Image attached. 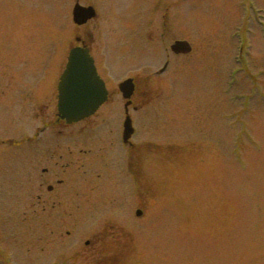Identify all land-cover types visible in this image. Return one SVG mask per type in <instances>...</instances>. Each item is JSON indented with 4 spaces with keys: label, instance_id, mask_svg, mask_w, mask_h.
<instances>
[{
    "label": "rangeland",
    "instance_id": "obj_1",
    "mask_svg": "<svg viewBox=\"0 0 264 264\" xmlns=\"http://www.w3.org/2000/svg\"><path fill=\"white\" fill-rule=\"evenodd\" d=\"M76 3L95 20L75 26ZM76 38L105 61L121 110L117 84L137 79L132 199L122 152L97 145L109 196L88 191L80 210L69 177L70 216L37 219L25 140L48 124L41 140H62L56 87ZM181 40L191 52L174 55ZM120 109L106 107V129L60 130L83 150L114 142ZM0 264H264V0H0Z\"/></svg>",
    "mask_w": 264,
    "mask_h": 264
},
{
    "label": "flooded vegetation",
    "instance_id": "obj_2",
    "mask_svg": "<svg viewBox=\"0 0 264 264\" xmlns=\"http://www.w3.org/2000/svg\"><path fill=\"white\" fill-rule=\"evenodd\" d=\"M81 44L86 46V42L82 40ZM96 68L100 70V75L104 78V67L102 68V63L98 62ZM105 79V78H104ZM134 87L137 85V79H134ZM106 88L109 87L108 81L105 79ZM109 90V88H108ZM117 94L115 95V100L113 98V94L108 92L107 101L103 106H101L96 113L87 119L88 127L93 129L95 132L98 128L101 130L102 128L106 129V125L109 121L108 116L111 113V110L105 111L107 106H116L119 108V101H117ZM122 101V99H121ZM133 103V102H132ZM135 106H137L135 104ZM42 107H44L42 105ZM104 107V108H103ZM122 110L118 111V115L125 114V107L122 101ZM121 112V113H120ZM120 120V119H119ZM112 124V123H111ZM46 125V124H45ZM52 125L48 124V127ZM58 131V133L63 136L64 134L60 130V128L64 129L65 124L58 123L54 125ZM46 126L43 128L37 127V133L27 139L26 143V152L28 153V162H29V171L31 181L33 182L31 186L32 191V199L34 201V211L36 212L37 217L40 215V209L42 208L44 211L49 210V214L54 213V209L57 206L58 210H62V212H67L70 207V203L68 201V192L66 189L61 188L67 179V174L70 176L77 175L75 179H77V192L75 191V195L78 196L80 202L78 204V208H85L87 206V198L86 192L95 193L99 191L98 185V177L99 175L96 173L98 170V162L96 158V147L98 145V150L102 151L105 147L110 144L118 141V138L115 137L116 142H110L112 138H110L109 134H103L95 137V141L93 143H89V146L86 150L81 149V141L77 137L76 134L70 133L67 140H49L44 139L41 140L42 136L46 133ZM105 131V130H102ZM45 138V137H44ZM86 147V144H84ZM84 151V152H83ZM82 155L86 156V163H84L82 159ZM126 166L123 164L122 170L124 176L126 174ZM74 170V172H73ZM77 173V174H76ZM85 174V175H84ZM63 176V177H61ZM83 176H87V179H84ZM64 178V179H63ZM64 181V183H63ZM52 183H56V186L51 185ZM116 185L115 182H113ZM117 186V185H116ZM54 211V212H53ZM60 212V211H59Z\"/></svg>",
    "mask_w": 264,
    "mask_h": 264
},
{
    "label": "water",
    "instance_id": "obj_3",
    "mask_svg": "<svg viewBox=\"0 0 264 264\" xmlns=\"http://www.w3.org/2000/svg\"><path fill=\"white\" fill-rule=\"evenodd\" d=\"M94 15L95 12L91 7L83 8L76 5L73 8V20L78 26L91 20ZM189 49V45L184 42H177L173 46L175 52H188ZM72 50L58 86V110L61 119L66 120L67 123H76L90 116L106 99V90L103 88L102 81L97 77L93 60L90 59L88 51L79 48ZM120 88L123 93H128L124 95L128 98L132 89L126 83L122 84ZM124 127L127 140L132 133L129 119Z\"/></svg>",
    "mask_w": 264,
    "mask_h": 264
}]
</instances>
